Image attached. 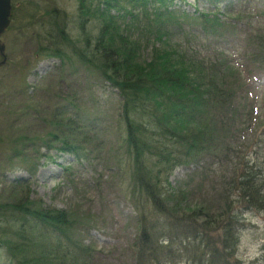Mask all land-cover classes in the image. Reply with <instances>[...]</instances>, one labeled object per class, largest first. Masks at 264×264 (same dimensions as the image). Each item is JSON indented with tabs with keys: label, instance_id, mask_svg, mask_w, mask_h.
Segmentation results:
<instances>
[{
	"label": "trees",
	"instance_id": "16d2710c",
	"mask_svg": "<svg viewBox=\"0 0 264 264\" xmlns=\"http://www.w3.org/2000/svg\"><path fill=\"white\" fill-rule=\"evenodd\" d=\"M79 1L73 13L51 11L58 35L49 44H41V54L71 67L82 65L89 78L97 75L123 99L118 133L131 158L129 175L134 183L128 190L139 202L136 214L140 224L139 249L130 264H246L237 255L240 228L248 226L240 214L249 208H263L259 204L264 205V198L260 194L258 198L263 182L255 178L252 183L245 182L250 180L249 170L242 169L231 189L243 203H235L227 213L214 214L207 212L208 204L203 202L190 210L193 196L186 188L173 186L169 177L178 167H211L216 157H224L223 151L230 148L224 142L227 133L221 135L218 128L227 130L234 125L243 105L225 73L229 66L252 78L264 73L263 15L259 26L225 18L219 10L213 12L222 0H210L216 7L208 11H188L176 7L175 0ZM118 19L127 20L126 33L119 30ZM95 22L101 25L96 37L90 27ZM71 26L78 28L77 37L72 36ZM45 29L48 31L47 26ZM175 36L183 40L174 44L171 38ZM202 36L210 40L215 55V46L223 45L228 55L223 50L220 53L227 58H207L192 43ZM143 45L152 46L150 61L140 58ZM230 50H238L244 58L240 67L228 58ZM67 104V109L60 112L59 108L54 114L59 120H49L52 130L38 140L46 147L47 160L56 161L54 153H73L88 160L84 153L90 150L74 136L89 132L88 138L83 135L89 144L95 133L80 126V118L75 119L70 106L78 105ZM21 142L12 147V160L28 156L27 144L23 138ZM26 198L0 208V264H97L96 250L78 236L82 221H74L66 209ZM185 222L189 225L182 227ZM171 224L178 226L171 231Z\"/></svg>",
	"mask_w": 264,
	"mask_h": 264
},
{
	"label": "rangeland",
	"instance_id": "374dc122",
	"mask_svg": "<svg viewBox=\"0 0 264 264\" xmlns=\"http://www.w3.org/2000/svg\"><path fill=\"white\" fill-rule=\"evenodd\" d=\"M12 1L11 23L0 36L4 45L3 52L0 46V140L2 138L6 142L0 146V208L5 203L13 204L25 199L27 195L26 199L41 200L45 206L66 209L74 221H82L78 236L96 250L97 264H130L139 249L137 236L140 224L136 214L139 202L133 197L132 190H128L129 184L134 183L129 175L131 158L126 152L124 138L118 133L123 99L97 75L89 78L82 65L71 67L68 63L63 64L59 59L43 55L41 48V44H49L51 38L58 35L53 28L55 20L50 15L51 11L73 13L80 1ZM175 3L176 7L188 11H208L216 7L210 0H187V3L175 0ZM123 4L129 8L125 2ZM216 10L225 18H239L247 25L259 26V16L263 15L261 19H264V0H222L213 12ZM117 22L122 26L119 30L126 33L127 20L118 19ZM44 23L46 25L42 27ZM98 24L95 22L90 26L94 37L97 36ZM70 28H74L72 36L77 37L78 28ZM180 40L183 38H171L174 44ZM209 41L202 36L192 43L214 61L220 55L226 57L220 53L221 50L228 55L223 45L215 46V55L210 51ZM230 52L228 58L240 67L245 62L244 58L238 50ZM151 54L152 46L143 45L140 58L150 61ZM241 72L229 66L225 73L229 87L233 91L236 89L243 107L240 119L234 125L231 124L227 130L224 126L218 128L221 135L227 133V142H224L230 145L223 151L224 157H216L211 167L200 164L197 167H179L171 177L176 183L174 186L186 188L193 196L190 210H196L193 205L203 202L208 204L209 213H227L235 203H243L238 193L234 195L235 190L231 189L242 169L249 170L247 176L250 180L245 179V182L252 183L253 178L263 182L258 198L259 194L264 198V73L252 78L243 70ZM72 102L78 105H71L70 110L75 112V119L80 118L82 125H79L95 133L89 144L84 141L86 136H91L89 132H77L74 136L76 142L82 141L87 145L90 151L84 155L89 159H79L73 153H54L56 161L47 160L46 147L38 139L52 130L51 117L59 120L58 116L55 118L56 111L67 109V103ZM68 116L67 110L65 119ZM21 136L27 144L28 156L12 160V147L22 143V138L19 140ZM29 164L35 169H30ZM259 206L263 208H249L240 214L248 226L240 228L237 255L246 264H264V205Z\"/></svg>",
	"mask_w": 264,
	"mask_h": 264
},
{
	"label": "water",
	"instance_id": "95a60500",
	"mask_svg": "<svg viewBox=\"0 0 264 264\" xmlns=\"http://www.w3.org/2000/svg\"><path fill=\"white\" fill-rule=\"evenodd\" d=\"M11 9H12V0H0V36L5 32V29L11 23ZM0 40V46H1ZM2 51L4 50V45L1 46Z\"/></svg>",
	"mask_w": 264,
	"mask_h": 264
},
{
	"label": "bare ground",
	"instance_id": "6f19581e",
	"mask_svg": "<svg viewBox=\"0 0 264 264\" xmlns=\"http://www.w3.org/2000/svg\"><path fill=\"white\" fill-rule=\"evenodd\" d=\"M3 139L1 138V140H0V142L2 141ZM5 141V140H4ZM4 141H2L1 143H0V146H2V145H4L6 142H4ZM179 168V167H178ZM184 168V167H183ZM186 168V167H185ZM177 169V168H176ZM175 169V170H176ZM174 170V171H175ZM174 171L172 172V174L170 175V177H169V180H170V182L172 183V185L174 186L176 183H174L173 181H172V179H171V177H172V175H173V173H174ZM238 189H240V188H238ZM178 207H181V206H178ZM180 210H183V209H181V208H179ZM186 223V222H185ZM183 223V226L182 227H185V226H188L189 225V223ZM176 226H178V224H171V231H173L172 229L173 228H175Z\"/></svg>",
	"mask_w": 264,
	"mask_h": 264
}]
</instances>
